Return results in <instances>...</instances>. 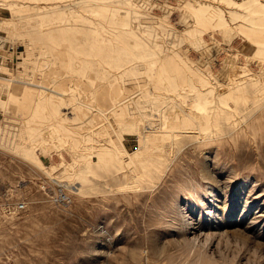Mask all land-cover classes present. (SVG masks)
I'll return each mask as SVG.
<instances>
[{
  "label": "rangeland",
  "instance_id": "rangeland-1",
  "mask_svg": "<svg viewBox=\"0 0 264 264\" xmlns=\"http://www.w3.org/2000/svg\"><path fill=\"white\" fill-rule=\"evenodd\" d=\"M0 58V264H264V0H0Z\"/></svg>",
  "mask_w": 264,
  "mask_h": 264
},
{
  "label": "bare ground",
  "instance_id": "bare-ground-1",
  "mask_svg": "<svg viewBox=\"0 0 264 264\" xmlns=\"http://www.w3.org/2000/svg\"><path fill=\"white\" fill-rule=\"evenodd\" d=\"M141 1H142V0H141ZM134 2H135V1H134ZM112 5H113V4H112ZM190 16H191V14H190ZM190 16H188V17H190ZM185 21H186V20H185ZM197 39H198V38H197ZM200 39H201V38H200ZM262 49H263V48H262ZM164 62H165V61H164ZM171 64L173 65L174 63H171ZM175 65H176V64H175ZM259 65H260V64H259ZM171 68H174V69H175L176 67L173 65ZM178 69H179V67H178ZM171 70H172V69H171ZM171 70H170V71H171ZM181 70H182V69H181ZM227 70H228V69H227ZM241 70H243V69L240 68V70H238V71H241ZM262 70H263V69H262ZM179 71H180V70H179ZM182 71H183V70H182ZM171 72H172V71H171ZM241 72H242V71H241ZM249 72H250V71H249ZM263 72H264V70H263ZM169 73H170V72H169ZM169 73H167L166 75L169 76L170 78H172L171 80L173 81V76H174L175 74H173L172 77H171V76L169 75ZM179 73H180V75H183V76H184V74L181 73V71H180ZM245 73H247V72H245ZM226 74H227V73H226ZM240 74H241V73H240ZM178 75H179V74H178ZM178 75H176V77H177ZM229 75H230V74H229ZM183 76H182V77H183ZM242 76H245V75H242ZM242 76H237V77H236V76H231V77L229 76L230 78H229L228 81L233 82L236 86H240V84H242ZM247 76H248V75H247ZM176 77H175V78H176ZM168 79H169V78H168ZM179 79H180V78H179ZM169 80H170V79H169ZM174 80H176V79H174ZM243 80H244V79H243ZM227 86H228V85H227ZM243 86H244V84H243ZM246 86H247V85H246ZM229 87H230V86H229ZM237 88H238V87H237ZM245 89L247 90L248 88L245 87ZM230 90H232V89H230ZM241 90H242V89H241ZM248 90H249V89H248ZM248 90H247V91H248ZM232 91H233V90H232ZM232 91H231V92H232ZM242 91H244V90H242ZM242 91H241V92H242ZM233 92H235V91H233ZM233 92H232V93H233ZM238 92H239V89H238ZM241 92H239V93L241 94ZM228 93H229V92H228ZM228 93H226L227 96H228ZM239 93H236V95L239 96V95H240ZM244 93H245V91H244ZM226 94H225V96L223 95V96H221V97H227ZM232 95H233V94H232ZM236 95H235V96H236ZM233 96H234V95H233ZM240 96H241V95H240ZM253 96H254V95H253ZM221 97H220V99H223V98H221ZM241 97H242V96H241ZM241 97H240L239 99H241ZM227 98H228V97H227ZM224 99H226V98H224ZM224 99H223V101H224ZM232 99H233V98H232ZM248 99H249V98H248ZM197 100H198V99H197ZM227 100H228V99H227ZM245 100H246V99H245ZM223 101H222V102H223ZM237 103H238V101H237ZM199 104H200V103H199ZM219 104H220V103H219ZM221 104H222V103H221ZM233 107H234V105H233ZM196 108H197V107H196ZM221 108H222V107H221ZM226 108H227V107H226ZM171 110H172V109H171ZM207 110H208V109H207ZM175 111H176V110H175ZM218 111L220 112V110H218ZM161 113H162V111H161ZM168 113H170V112H168ZM192 113H193V112H192ZM217 113H218V112H215V114H217ZM230 113H231V112H230ZM199 114H200V113H199ZM171 115H172V114H171ZM189 115H190V114H189ZM221 115H222V114H221ZM226 115H227V114H226ZM177 116H178V115H177ZM198 116H199V115H198ZM205 116H206V115H205ZM170 117H171V116H170ZM190 117H191V116H190ZM196 117H197V116H196ZM215 117H217V116H215ZM180 118H181V117H180ZM167 119H168V118H165L164 115H163V117L161 116V117L158 119V120H159V125H158L159 128H158V130H159L160 128H162L164 124H167V122H168ZM191 119H192V118H191ZM217 119H218V118H217ZM217 119L215 118V120H213V121H217ZM188 120H190V119L188 118ZM192 120L196 121L195 119H192ZM197 120L199 121L198 118H197ZM208 120H209V119H208ZM208 120H206V121H208ZM173 121H174V120H173ZM175 121H176V120H175ZM198 121H197V122H198ZM170 122H171V121H170ZM182 122H183V121H182ZM185 122H186V121H185ZM199 122H200V121H199ZM204 122H205V121H204ZM186 123H187V122H186ZM200 123H201V122H200ZM202 123H203V122H202ZM202 123H201V125H202ZM208 123H209V122H208ZM218 123H219V122H218ZM141 124H142V123H141ZM168 124H169V123H168ZM188 124H189V122H188ZM188 124H186V125H188ZM197 124H198V123H197ZM204 124H205V123H204ZM204 124H203V125H204ZM179 125H180V123H179ZM183 125H184V124H183ZM191 125H192V123H191ZM203 125H202V126H203ZM149 126H150V125H149ZM168 126H169V125H168ZM168 126L166 125V127H168ZM177 127H178V126H177ZM179 127H180V128H173V126H172V128H170V131L173 130V133H171V132H169V133H171V135H172V134H175L174 136H176V134H179V133L183 132L184 130H185V131H188V132H189V131L194 132V133H196L195 135H197V134L200 132L197 126H195V127H197V130H198V131L193 130L192 127H191L192 130H191L190 128H189L188 130L185 129V128H183V129L181 130V125H180ZM183 127H184V126H183ZM188 127H189V126H188ZM188 127L186 126V128H188ZM193 127H194V126H193ZM195 127H194V128H195ZM199 127H200V124H199ZM200 128H201V127H200ZM141 129H142V128H141ZM141 129H140V130H141ZM143 129H144V130H143ZM143 129L141 130L142 134H143V132L146 133V132H148V131H150V130L152 131V129L154 130L155 128H154V127H151V128H149V129H146V128L143 126ZM164 129H165V128H164ZM178 129H179V130H178ZM201 130H202V128H201ZM162 132H163V131H162ZM197 132H198V133H197ZM184 133H186V132H184ZM201 133H203V132H201ZM148 134H149V133H148ZM157 134H158V133H157ZM204 134H205V133H204ZM167 135H168V134H167ZM200 135H201V134H200ZM145 137H147V136H145ZM168 138H169V137H168ZM154 139H155V138H154ZM169 141H170V140H169ZM205 164H206V163H205Z\"/></svg>",
  "mask_w": 264,
  "mask_h": 264
},
{
  "label": "built area",
  "instance_id": "built-area-1",
  "mask_svg": "<svg viewBox=\"0 0 264 264\" xmlns=\"http://www.w3.org/2000/svg\"><path fill=\"white\" fill-rule=\"evenodd\" d=\"M0 62H1V58H0ZM16 205L17 206H22L23 205V202L22 201H18Z\"/></svg>",
  "mask_w": 264,
  "mask_h": 264
}]
</instances>
